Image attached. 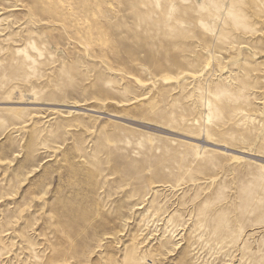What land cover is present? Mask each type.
I'll use <instances>...</instances> for the list:
<instances>
[{
    "label": "rangeland",
    "instance_id": "374dc122",
    "mask_svg": "<svg viewBox=\"0 0 264 264\" xmlns=\"http://www.w3.org/2000/svg\"><path fill=\"white\" fill-rule=\"evenodd\" d=\"M0 264H264V0H0Z\"/></svg>",
    "mask_w": 264,
    "mask_h": 264
},
{
    "label": "bare ground",
    "instance_id": "6f19581e",
    "mask_svg": "<svg viewBox=\"0 0 264 264\" xmlns=\"http://www.w3.org/2000/svg\"><path fill=\"white\" fill-rule=\"evenodd\" d=\"M191 141H193V142H195V141H196V142H200V143H203L204 145H205V144H206V145L208 144V143H207V141L205 142V140H204V141H202V142H201V141H199V140H195V141H194V140H191ZM204 147H206V146H204ZM218 147H221V146H218ZM201 148H203V147H201ZM239 154H241V155H244V156L248 157V155H245V154H243L242 152H240ZM251 156H252V155H251ZM242 157H243V156H242Z\"/></svg>",
    "mask_w": 264,
    "mask_h": 264
}]
</instances>
